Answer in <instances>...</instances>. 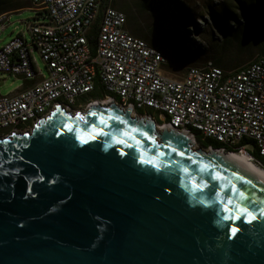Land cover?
<instances>
[{
	"label": "water",
	"instance_id": "95a60500",
	"mask_svg": "<svg viewBox=\"0 0 264 264\" xmlns=\"http://www.w3.org/2000/svg\"><path fill=\"white\" fill-rule=\"evenodd\" d=\"M131 111L0 138V264H264V176Z\"/></svg>",
	"mask_w": 264,
	"mask_h": 264
},
{
	"label": "built area",
	"instance_id": "2783aa9c",
	"mask_svg": "<svg viewBox=\"0 0 264 264\" xmlns=\"http://www.w3.org/2000/svg\"><path fill=\"white\" fill-rule=\"evenodd\" d=\"M103 1L31 0L47 20L24 21L21 34L0 46V74L35 84L0 93V138L30 131L57 107L83 112L114 102L134 116H154L161 129L198 133L219 143V151L247 155L263 167L251 153L264 161V57L228 73L208 62L173 78L164 56L131 35L126 16ZM8 24L0 14V32ZM91 94L103 98L88 99Z\"/></svg>",
	"mask_w": 264,
	"mask_h": 264
},
{
	"label": "rangeland",
	"instance_id": "374dc122",
	"mask_svg": "<svg viewBox=\"0 0 264 264\" xmlns=\"http://www.w3.org/2000/svg\"><path fill=\"white\" fill-rule=\"evenodd\" d=\"M27 1L29 2L30 0H0V10ZM108 3L109 5L113 4L116 10L126 15V28L131 35L146 41L150 47L160 51L165 58L172 57L184 66L180 68L178 65L175 70L165 68L166 74L173 78H181L184 75L185 69L190 67H203L206 63L212 62V58L220 52L222 36L216 26V14H220L223 9L234 12L240 23L229 22L233 33L248 24V19L243 11L235 8L234 0H108ZM254 7L258 9L259 14L263 17L261 22L262 29L258 33V38L260 41H264V0H260ZM148 8H154L155 10L150 11ZM14 18L15 20L12 22L14 23L13 27L16 26L21 31L23 29L22 23L26 20L34 19L35 13L24 11ZM130 18L133 19V23L139 29L137 34L131 32ZM39 21H44V16H41ZM173 33L180 37L187 47L195 52L193 59H181L173 49L161 47V40L165 38L164 35L171 37ZM2 40L3 38L0 37V41ZM249 41L251 42L245 44L243 51L246 52L249 49L248 47H250V53L252 52L254 55L243 67L253 62L259 55L257 53L258 46L252 40ZM229 48L231 49L229 46L226 47V49ZM232 51L228 50L226 53L231 56ZM246 57L247 55H243L242 59ZM39 68L46 75L45 68L41 62H39ZM23 84L24 80L22 78L0 74V93L3 96L14 93ZM136 116L154 118V116L151 117L149 115ZM194 141L195 148L210 149L202 147L196 138H194Z\"/></svg>",
	"mask_w": 264,
	"mask_h": 264
},
{
	"label": "trees",
	"instance_id": "16d2710c",
	"mask_svg": "<svg viewBox=\"0 0 264 264\" xmlns=\"http://www.w3.org/2000/svg\"><path fill=\"white\" fill-rule=\"evenodd\" d=\"M234 1H235V8L237 10L243 11L244 15L248 19L247 21L248 24L245 27H242V29L238 27L239 30H236L235 33H233L232 31L233 29L231 28V26H229V22L234 21L236 24H239L240 22L238 21L237 16L234 14L232 10L228 11V9L227 10L223 9L222 12L218 15L216 14V17H215L216 26L222 36L221 38L222 42L220 44L221 46L220 52H218L217 55L212 58L211 63L215 67L225 72L236 71L242 68L244 64H246L247 62L251 60L254 54H252V52L250 53V50H249L250 47H248L249 49L246 52L243 51L245 44L251 42L249 40H252L253 43H255V45L258 46L257 53H259V55L257 57H264V41H260L258 38L259 36L258 33L262 29L261 22L263 20V17L261 14H259L258 9H255L254 7L256 4L259 3L260 0H234ZM103 5L110 6L115 9L113 4L109 5L108 0H104ZM21 8H32L31 0L29 2L28 1L23 2L18 5L0 10V14L6 11H9V10L21 9ZM148 10L152 11L155 9L148 8ZM39 15L44 16L45 21L47 20V16L45 12L42 11L39 13ZM129 21H130L129 23L131 26V32L133 34H137L139 32V29L133 23V19L130 18ZM95 35H96V29L94 28L89 34V43H90L92 50H94V47H95V42H96ZM171 35H170L171 37L164 35L165 38L161 40V45H162L161 47L173 49V51L181 59H189V60L193 59L195 52L191 50L189 47H187L184 41H182V39L178 37L176 34L173 33ZM225 46L226 47L229 46L231 47V49L230 48L226 49ZM162 48H160V50H162ZM228 50H233L231 56H229L226 53ZM243 55H247V57L245 59H242ZM165 59L167 61V64L165 65L164 68L167 67L169 69L175 70L177 69L178 65H179L178 67L180 68L184 67L182 66V64H179L177 61H175V59H173L172 57H169L168 59L165 58ZM187 70L188 69H185V72ZM102 98L103 96L100 94H91L88 96V99H94V100H100ZM139 114L143 115V113H139ZM194 137L201 143L202 147L204 148H212L216 150H219L222 148V146L215 141H212L209 139L202 140V138L200 137L198 133H195ZM242 143L245 144V141H243ZM251 154L255 156L256 158L260 159L264 167V161L259 157V155L256 152H252Z\"/></svg>",
	"mask_w": 264,
	"mask_h": 264
},
{
	"label": "crops",
	"instance_id": "0c3cea01",
	"mask_svg": "<svg viewBox=\"0 0 264 264\" xmlns=\"http://www.w3.org/2000/svg\"><path fill=\"white\" fill-rule=\"evenodd\" d=\"M24 11H30V12H34L35 13V18L32 20H40L41 15H39L40 12L42 11H38L36 9H31V8H21V9H14V10H9L6 11L4 13L1 14H6L8 17V21L9 24L6 27V29L3 32H0V37L3 38L2 41H0V46H2L3 44L7 43L9 40H11L14 36L21 34L22 30H18L19 28H17L16 26L13 27L14 23H12L15 20V16L23 13ZM45 21V20H44ZM35 84L34 81H24L23 86L21 87V89H27L30 88L31 86H33Z\"/></svg>",
	"mask_w": 264,
	"mask_h": 264
},
{
	"label": "bare ground",
	"instance_id": "6f19581e",
	"mask_svg": "<svg viewBox=\"0 0 264 264\" xmlns=\"http://www.w3.org/2000/svg\"><path fill=\"white\" fill-rule=\"evenodd\" d=\"M132 116H134L132 114ZM157 128L159 130H162L160 127L157 126ZM194 145H195V141H194V137L192 138ZM226 154V153H225ZM228 156L233 159L236 162L242 163L252 169H254L255 171H257L259 174H261L262 176H264V168L255 164L254 162H251L249 157L247 155H238V154H228Z\"/></svg>",
	"mask_w": 264,
	"mask_h": 264
},
{
	"label": "snow or ice",
	"instance_id": "6c2138e0",
	"mask_svg": "<svg viewBox=\"0 0 264 264\" xmlns=\"http://www.w3.org/2000/svg\"><path fill=\"white\" fill-rule=\"evenodd\" d=\"M153 167H156V165L153 164ZM235 232H236V229H233V235L235 234Z\"/></svg>",
	"mask_w": 264,
	"mask_h": 264
}]
</instances>
